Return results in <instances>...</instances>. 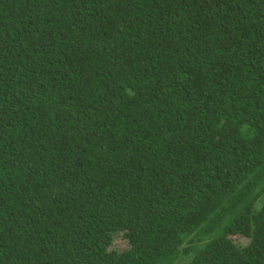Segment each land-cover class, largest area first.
Masks as SVG:
<instances>
[{"label":"trees","instance_id":"obj_1","mask_svg":"<svg viewBox=\"0 0 264 264\" xmlns=\"http://www.w3.org/2000/svg\"><path fill=\"white\" fill-rule=\"evenodd\" d=\"M0 264H264V0H0Z\"/></svg>","mask_w":264,"mask_h":264}]
</instances>
